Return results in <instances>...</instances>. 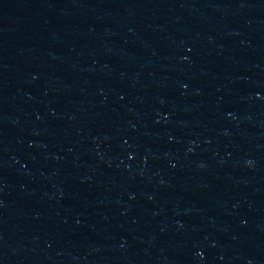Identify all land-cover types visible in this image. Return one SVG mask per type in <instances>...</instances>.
Returning <instances> with one entry per match:
<instances>
[{"label": "water", "instance_id": "1", "mask_svg": "<svg viewBox=\"0 0 264 264\" xmlns=\"http://www.w3.org/2000/svg\"><path fill=\"white\" fill-rule=\"evenodd\" d=\"M0 264H264V0H0Z\"/></svg>", "mask_w": 264, "mask_h": 264}]
</instances>
